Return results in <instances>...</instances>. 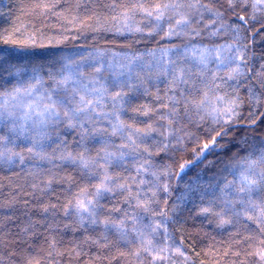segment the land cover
<instances>
[{"label":"trees","instance_id":"trees-1","mask_svg":"<svg viewBox=\"0 0 264 264\" xmlns=\"http://www.w3.org/2000/svg\"><path fill=\"white\" fill-rule=\"evenodd\" d=\"M0 1V92L10 91L21 84L27 86L32 80L29 76L17 75L15 62L4 56V51L21 52L23 58L19 63L28 65V69L35 68L37 75L46 82L45 87L51 85L49 72L57 71L67 61L83 64L82 71L88 79L99 75L100 83L111 80L112 75L96 73L91 67L96 65L90 62L92 50L145 56L164 48L235 44L240 47L251 70L238 84H224L217 80L221 86L218 94L236 93L244 103L232 123L227 125L228 134L223 138L216 137V145L203 151V144L210 142L209 135L215 136L211 129L219 128V125L209 121L193 124L183 116L173 125L180 143L169 136L165 141L168 148L161 150L164 138L159 133L166 130L163 126L167 121H161L159 117L167 113L164 105L172 93L168 91L166 77L157 79L158 73H140L148 92L144 93L142 88L134 95L130 93L129 99L131 107L146 106L150 113L148 116L139 115L125 105L128 111L121 112V119L136 127L145 128L151 124L158 129L142 147L149 148L152 153L149 172H157L159 183L168 185V192L156 193V202L151 204L152 211L148 213L128 208L120 195L115 199L105 197L101 203L106 209L119 207L129 212L127 218L121 213H113L112 219H125L128 229L135 227L143 231L146 238L154 237L155 251L144 252L139 242L133 240L134 234L130 233L128 241H122L118 233L105 232L102 225L89 224L85 220L81 226L74 214L65 216L62 205L70 199L69 184L65 179L82 183L76 168L61 165L59 161L48 163L26 159L24 164L0 167V264H23L24 257L39 260L40 264H252L254 258L248 253L259 246L264 236L257 230V224L247 220L243 207L236 204L230 210L225 206L221 189L224 177L232 179L225 164L264 144V88L258 87L264 73V4H257L256 0H234V7L230 8L228 0H203L223 13L222 20L205 28L204 24L213 19L205 13L204 20L193 25L200 32L199 36L186 34L166 38L163 32L149 36L147 33L152 26L140 16L130 23L143 31L124 29L119 20L112 18L117 14L110 7L112 0ZM239 16H244L247 24L240 21ZM219 23L232 27L210 36L209 32ZM232 28H238V34ZM177 58L181 59V56ZM177 66L194 73L198 71L193 60ZM208 68L215 70V62H210ZM211 77L210 71L205 79L211 83ZM192 79L199 87H205L201 77L194 75ZM250 87L258 99H250ZM109 90L115 91L111 87ZM103 110L115 111L107 99ZM102 126L106 127V122ZM58 131L67 140V150L74 151L77 131L63 128ZM113 139L115 143H121L119 138ZM19 150L27 156L22 143ZM181 164L187 165L183 172L179 168ZM131 174L135 175L134 172ZM142 178L153 179L150 175ZM48 180L53 181L50 188L46 187ZM75 190L73 187L72 191ZM210 205L213 213H221L223 220L231 223L222 224L216 215L202 213L201 210ZM45 207L49 208L47 213L43 211ZM161 212L165 215H160ZM106 215L107 211L101 214V219ZM132 215H138L140 219L134 222ZM147 225L159 227L156 233H151V229L145 227ZM259 227L264 228V224ZM51 241L56 246L54 257L48 256ZM162 247H166V251L160 252ZM177 248L184 252V256L176 251ZM136 251H140L138 257L133 254ZM157 254L168 258L153 261Z\"/></svg>","mask_w":264,"mask_h":264},{"label":"snow or ice","instance_id":"snow-or-ice-1","mask_svg":"<svg viewBox=\"0 0 264 264\" xmlns=\"http://www.w3.org/2000/svg\"><path fill=\"white\" fill-rule=\"evenodd\" d=\"M256 3H264V0H256ZM228 5L233 8L234 0H228ZM110 7L117 13L112 18L119 20L127 31H143L140 27H133L136 17L140 16L152 26L147 33L149 36L163 32L166 38L186 34L199 36L200 32L193 25L203 21L205 13L213 17L211 23L204 24L205 28H211L223 18L221 11L204 3L203 0H152L151 3L148 0H126V2L112 0ZM238 19L247 24L244 16H239ZM252 19H255V16ZM231 27L219 23L209 35L215 36L221 29L227 30ZM122 30L117 29V31ZM232 30L237 34L239 32L238 28ZM161 52V60H164L169 52L188 58L184 47L164 48ZM191 57L198 69L195 73L178 67L176 60L171 57L159 65L160 72L157 79L161 76L166 77L168 91L172 93L168 97V103L164 105L168 109L167 113L159 117L161 121H167L163 126L166 130L159 133L164 138L161 141V150L168 148V143L165 141L169 136L180 143L173 125L178 123V118L181 116L193 124L209 121L219 125V128L211 129L215 132V136L209 135L210 142L202 146V151L209 149L210 146L216 145V137L223 138L228 134L227 125L232 123L244 103L236 93L218 94L221 86L217 83L219 80L224 84L228 82L238 84L251 71L245 56L241 54L240 47L235 44H222L213 48H194ZM140 60V57H135L122 66L126 71L112 73V79L104 83H100V77L88 79L82 71L83 64L65 62L57 71L49 72L51 80L49 87H45L46 82L41 76L33 75V82L27 86L21 84L10 91L0 92V167L24 164L26 159L48 163L59 161L61 165L74 166L81 176L82 183L72 178L65 179L69 184L70 199L62 205L64 215L74 214L79 218L81 226L85 220L89 224L102 225L105 232L118 233L122 241H128L130 233L134 234L133 240L139 242L140 248L144 252L151 253L155 251L153 248L155 238H146L143 231L135 227L128 229L125 219L118 221L112 219L113 213H121L127 218L129 212L122 211L119 207L106 209L101 203L105 197L115 199L120 195L128 208L148 213L152 211L151 204L156 202L154 199L156 193L168 192V185L159 183L160 176L157 172H149L152 153L149 148L142 147L158 129L151 124H147L145 128L136 127L133 123L121 119V112L128 111L125 105L139 115L148 116L150 113L146 106L131 107L132 101L129 99L130 93L134 95L142 88L144 93L148 92L144 87L145 80L140 76V72L145 67L138 62ZM213 61L216 69L210 70L208 64ZM91 67L96 73L103 71V66L91 65ZM210 71L211 83L205 79ZM221 72L224 74L221 75ZM194 75L201 77L204 88L193 81ZM261 77L258 87L264 88V73ZM151 79L149 77V80ZM110 87L115 91L110 92ZM249 91L252 93L250 99H258L251 87ZM106 99L115 109L114 112L108 113L103 110ZM105 122L106 127L102 126ZM60 128L77 131L74 151L67 150L68 143L59 134ZM4 129H7L6 134ZM114 137L119 138L121 143H115ZM21 143L26 149L27 156L19 150ZM53 144L56 145L55 148ZM49 149L52 151L49 152ZM186 166L181 164L180 171L183 172ZM225 169L232 179L223 178V189H221L224 193L223 203L230 210L234 209L236 204L243 207L247 220L257 224V230L264 236V228L259 227L264 224V144L254 152L234 157L231 162L225 164ZM133 172L135 175L131 174ZM148 175L153 179L142 178ZM52 183V180H48L46 187L50 188ZM73 187L77 190L72 191ZM52 207L55 208V205ZM43 211L47 213L49 208L45 207ZM105 211L107 215L101 219V214ZM201 211L204 214L216 215L222 224L231 223L223 220L221 213H213L211 205ZM234 214L239 215V213ZM160 215L165 213L161 212ZM131 219L137 222L140 217L132 215ZM145 227L150 228L151 233H156L159 225ZM104 240L107 241V236ZM55 247V242L51 241L49 257H54ZM159 251H166V247L160 248ZM176 251L184 256V252L179 248ZM133 254L138 257L140 251ZM248 255L254 258L252 264H264V239H261L259 246ZM167 258L157 254L153 257V261ZM23 264H40V261L24 257Z\"/></svg>","mask_w":264,"mask_h":264},{"label":"rangeland","instance_id":"rangeland-1","mask_svg":"<svg viewBox=\"0 0 264 264\" xmlns=\"http://www.w3.org/2000/svg\"><path fill=\"white\" fill-rule=\"evenodd\" d=\"M1 2V1H0ZM264 4V3H260ZM0 8H1V3H0ZM220 45H210V44H203V45H192L185 47L187 53H188V58L185 59L183 56H181V59L179 60L173 53L169 52L168 56L164 58V60H161L162 52L161 50L154 51V52H148L145 54V56L142 55H133L125 52H114V51H102V50H92L91 51V59L90 62L96 64L97 67L103 66V71L108 73L109 75H112V73H118L121 70H125L122 66L128 64L132 59L135 57H140L141 60L138 61L139 63L144 64V70L141 71L140 73L143 75H150L151 73H159L160 72V64H163L165 60H167L169 57L172 59L176 60L177 65H182L186 61H191L193 60L191 57V51L192 49H201V48H213V47H218ZM171 49V48H168ZM4 56H9L11 59H13L14 66H15V71L18 76L22 77L23 76H29V79H32L33 75H37L36 69H28V65L21 64L19 62L22 61L23 55L20 52H6L4 51ZM10 59V60H11ZM68 63H72L73 61H67ZM64 64V63H63ZM111 66V67H109ZM98 76L93 77L92 79H96ZM24 78V77H22ZM33 82L32 80L28 81ZM27 83V84H29Z\"/></svg>","mask_w":264,"mask_h":264}]
</instances>
